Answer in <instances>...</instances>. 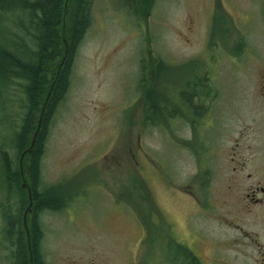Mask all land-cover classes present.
<instances>
[{
  "label": "rangeland",
  "instance_id": "obj_1",
  "mask_svg": "<svg viewBox=\"0 0 264 264\" xmlns=\"http://www.w3.org/2000/svg\"><path fill=\"white\" fill-rule=\"evenodd\" d=\"M263 2L93 0L40 162L42 186L64 203L38 215L45 264L264 261V209L237 201L264 181ZM17 88L0 147L19 164ZM18 199L0 192V264H14Z\"/></svg>",
  "mask_w": 264,
  "mask_h": 264
},
{
  "label": "trees",
  "instance_id": "obj_2",
  "mask_svg": "<svg viewBox=\"0 0 264 264\" xmlns=\"http://www.w3.org/2000/svg\"><path fill=\"white\" fill-rule=\"evenodd\" d=\"M149 1L124 0V4L135 10ZM92 4L93 0H68L65 19L68 49L63 57L64 0H0V112L7 111L18 87L17 101L23 111L15 133L17 158L34 137L31 151L23 157L24 177L31 192V210L25 222L21 214L29 197L21 186L18 159H11L0 147V192L4 196L20 197L6 231L15 248L14 264H45L40 251L43 232L38 215L43 208L58 210L64 205L56 199V186H42L40 162L51 117L69 85L76 46L91 23ZM262 11L264 15V2ZM153 77L147 86L142 85L148 108L146 118L151 120L149 114L154 111L155 103ZM194 83L198 85L197 81ZM189 93L191 97L196 95L192 90ZM189 257L192 264L193 257Z\"/></svg>",
  "mask_w": 264,
  "mask_h": 264
},
{
  "label": "flooded vegetation",
  "instance_id": "obj_3",
  "mask_svg": "<svg viewBox=\"0 0 264 264\" xmlns=\"http://www.w3.org/2000/svg\"><path fill=\"white\" fill-rule=\"evenodd\" d=\"M193 97H199V96L194 95ZM233 160H234V157L231 155L230 161H233ZM243 163H244L243 161L242 162L240 161L237 164L238 165L240 164L242 167ZM234 170H236L235 167H234ZM246 177L250 178L251 173H247ZM228 190H231V186H228ZM242 192L243 193L241 195L237 196V201L243 204V206H244L243 210L245 213L253 214V212L250 210V208H252V206H254V207L258 206V207H262V209H264V181H259V180L250 181L245 186L244 191H242ZM25 216L22 214L23 222H25ZM236 242H237V240H235L234 243H236ZM184 248L186 249V247H184ZM185 249L183 250V256L182 257H183V259L186 257L184 260H188L187 253H186ZM188 249H189V247H188ZM261 264H264V261Z\"/></svg>",
  "mask_w": 264,
  "mask_h": 264
},
{
  "label": "water",
  "instance_id": "obj_4",
  "mask_svg": "<svg viewBox=\"0 0 264 264\" xmlns=\"http://www.w3.org/2000/svg\"><path fill=\"white\" fill-rule=\"evenodd\" d=\"M67 5H68V0H64L63 16H62V29H61V38H62V41L64 43L63 57L66 55L67 47H68L67 40H66V37H65V19H66ZM33 143H34V137L31 139V142H30L29 146L27 148H25L20 153V156H19V170H20V177H21V186L26 188L27 194H28V197H29V203H28V205L26 206V209L23 212L24 216L26 215V212L31 210V192H30V189H29V185H28V183H27V181H26V179L24 177V173L22 171V158H23L25 153H29L31 151V147H32Z\"/></svg>",
  "mask_w": 264,
  "mask_h": 264
},
{
  "label": "bare ground",
  "instance_id": "obj_5",
  "mask_svg": "<svg viewBox=\"0 0 264 264\" xmlns=\"http://www.w3.org/2000/svg\"><path fill=\"white\" fill-rule=\"evenodd\" d=\"M204 124V123H203ZM235 264V263H234Z\"/></svg>",
  "mask_w": 264,
  "mask_h": 264
}]
</instances>
